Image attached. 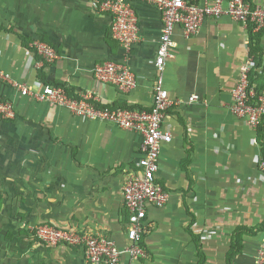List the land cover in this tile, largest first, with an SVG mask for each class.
Segmentation results:
<instances>
[{
	"label": "crops",
	"instance_id": "1",
	"mask_svg": "<svg viewBox=\"0 0 264 264\" xmlns=\"http://www.w3.org/2000/svg\"><path fill=\"white\" fill-rule=\"evenodd\" d=\"M97 1L0 0V73L33 91L60 85L106 107L149 110L158 75L160 12L133 2L138 41L125 51L112 39L110 19L97 10ZM248 2L264 6V0ZM172 40L162 84L175 104L163 121L170 142L160 150L156 176L169 199L162 208L148 207L146 258L136 264H254L264 237V172L258 166L264 143L258 128L230 108L239 67L249 56L258 61L251 83L264 94V30L257 55L251 54L247 25L225 16L206 18L196 35L176 27ZM36 41L53 47L58 58L42 61L31 50ZM111 60L125 61L135 74L131 94L93 78L94 65ZM191 95L199 100L188 102ZM0 101L14 112L10 121H0V188L8 169L11 191L26 193L6 205L13 221L24 223V208L31 225L100 233L125 247L122 186L137 170L141 136L22 96L1 80ZM4 144L12 150L4 151ZM20 174L27 186L16 189ZM6 239L15 243L0 249V264H89L77 247H47L24 233Z\"/></svg>",
	"mask_w": 264,
	"mask_h": 264
},
{
	"label": "built area",
	"instance_id": "2",
	"mask_svg": "<svg viewBox=\"0 0 264 264\" xmlns=\"http://www.w3.org/2000/svg\"><path fill=\"white\" fill-rule=\"evenodd\" d=\"M139 1L156 7L161 16V31L154 66L157 70L152 91L153 104L149 110L119 107H98L93 97L74 93L70 96L67 87L42 85L33 91L22 82L9 79L0 73V80L9 84L22 96L66 109L76 117L113 125L119 129L141 136L140 158L137 170L130 174L122 186L124 208L127 211L126 239L128 244L119 248L100 233L76 229H62L48 224L31 228L33 237L47 247L59 245L77 247L83 251L89 264H136L146 258L142 240L149 233L146 226L148 207L162 208L169 199V193L158 183L159 154L163 145L170 142L169 134L163 129L166 111L173 105L168 92L163 88L162 73L167 60L173 58V33L180 27L183 35H196L206 18L228 17L233 21L253 24V33L264 27V6H253L246 0H213L196 3L195 0H98L97 10L110 19L109 33L125 51L138 41L137 15L133 2ZM31 48L46 63H52L58 55L42 41H36ZM256 61L249 56L239 67L238 82L232 91L231 112L254 128L264 124V94L259 93L250 77L256 70ZM93 78L99 83L110 85L122 95L131 94L137 79L125 61H103L93 67ZM199 98L191 95L188 102ZM0 115L14 118L12 105L0 101ZM258 166L264 172V158L258 159ZM254 264H264V237L254 258Z\"/></svg>",
	"mask_w": 264,
	"mask_h": 264
},
{
	"label": "rangeland",
	"instance_id": "3",
	"mask_svg": "<svg viewBox=\"0 0 264 264\" xmlns=\"http://www.w3.org/2000/svg\"><path fill=\"white\" fill-rule=\"evenodd\" d=\"M10 120L11 119L4 118L3 116L0 115V121L8 122ZM11 148H12V146L10 144H4L3 145L4 151H10V150H12ZM22 150H24V151L26 150V144H21L20 151H22ZM21 163H22L21 164V167H22L23 164H26V161L25 160H21ZM11 171L12 170H8V169L5 170V174L2 177V178H4V181H3L4 185H2L1 188H0V200L4 202V203H0V249L11 248V247L14 246V243H15L14 240L6 239V237L10 233H24L25 235H27V234L33 235L32 231H31V228L36 226V225H31V224H29L26 221L27 220V218H26L27 216H26V210L24 208H20L19 209L22 212V214H23L22 220L24 222L20 226H18L15 223V220L13 221V218H11L12 216L10 214L8 215V213L10 212V209L7 208L6 205L10 204V202L14 203L16 200L19 201V199H21L23 197V194L24 195L26 194L24 192L11 191V189L13 188L11 186V180H12L11 179V174H10ZM12 175H17V174L13 173ZM23 179H26V177H23V175L20 174L18 176V179L14 180V184L13 185H15V187H17L16 189H18V186H20V189L26 188L27 185H26V183L22 182ZM23 199L24 200L22 201V203L25 202L26 198H23ZM23 212H25V213H23ZM19 220L22 221L21 218ZM2 236H5V239L2 238ZM36 241H38V240H36Z\"/></svg>",
	"mask_w": 264,
	"mask_h": 264
},
{
	"label": "trees",
	"instance_id": "4",
	"mask_svg": "<svg viewBox=\"0 0 264 264\" xmlns=\"http://www.w3.org/2000/svg\"><path fill=\"white\" fill-rule=\"evenodd\" d=\"M246 1H248V0H246ZM253 6L254 5L251 4V7H253ZM247 28H248V33L250 35V50H251V54L252 55H257L259 53L257 41H258V38H259L260 34L264 30V27H262L259 31L255 32L254 34H253V28H254L253 24L247 23ZM31 50L33 51V49H31ZM255 61H256V67H257L258 61L257 60H255ZM66 91H67V93L70 96H73V91L72 90L67 89ZM95 105L98 106V107H106V106L100 105L98 103H96ZM257 131H258L259 139H261L263 141V143H264V124L261 125V126H259L258 129H257ZM263 156H264V145H263ZM262 227L264 229V225ZM233 244H234V247H233V250L232 251L233 252L239 251L240 250V246L239 245L237 246L236 241Z\"/></svg>",
	"mask_w": 264,
	"mask_h": 264
}]
</instances>
